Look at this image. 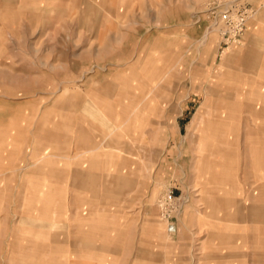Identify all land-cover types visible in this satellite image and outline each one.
<instances>
[{
    "label": "rangeland",
    "instance_id": "rangeland-1",
    "mask_svg": "<svg viewBox=\"0 0 264 264\" xmlns=\"http://www.w3.org/2000/svg\"><path fill=\"white\" fill-rule=\"evenodd\" d=\"M263 212L264 0H0V264H264Z\"/></svg>",
    "mask_w": 264,
    "mask_h": 264
},
{
    "label": "crops",
    "instance_id": "crops-1",
    "mask_svg": "<svg viewBox=\"0 0 264 264\" xmlns=\"http://www.w3.org/2000/svg\"><path fill=\"white\" fill-rule=\"evenodd\" d=\"M23 106V105H22ZM62 106V105H61ZM24 112H20V115H22ZM25 115H26V113H24ZM63 124L62 123H60V124H56V127H55V129H54V131H55V133H56V143H57V145H59L58 147H57V152L55 153V154H51V155H45L44 156V158L42 157L41 158V160L40 161H42V160H48V161H46L45 162V164L46 163H48L49 161H50V163L52 162V163H54V164H59L60 163V160L61 159H63V157H64V154H63V145H62V136L61 135H59V137H58V133H63ZM53 132V130H49L48 131V129H47V131H45V134H46V136H47V138L48 139H50L53 135L52 134H50V133H52ZM52 140H50V141H48V142H51ZM46 142H47V139H46ZM55 143V142H54ZM59 151V152H58ZM46 158V159H45ZM44 162V161H43ZM35 166H32V167H30L29 168V171H28V173H35V172H38V171H40V170H42V172H43V170H45V167H43V166H45V165H42L40 162H36L35 164H34ZM29 166H31V165H29ZM28 166V167H29ZM34 167V168H33ZM7 168H8V170H2L3 172H5V171H7V173L9 172H17V171H19V170H15V166L14 165H8L7 166ZM32 168V169H31ZM20 171H22V170H20ZM47 172H50V173H52V174H54L55 175V178H56V181H55V186H54V188H56V190H57V193H55L57 196H58V189H62V181H63V173H64V169L62 168V166H59V167H57V166H55V169L54 168H50L49 169V171L48 170H46ZM8 173V174H9ZM50 187V186H49ZM45 188H46V186H45ZM51 188V187H50ZM62 192V191H61ZM61 192H59V194H61ZM44 194H50V192L49 191H44ZM49 203V202H48ZM57 203H58V201H57ZM264 213V212H263ZM255 215L256 214H261V213H254ZM14 247V246H13ZM13 247H10V245H8L7 246V251L9 252H15V247L13 248ZM64 245H62L61 246V250H59L60 252L61 251H63L64 250ZM72 264H79V262H72Z\"/></svg>",
    "mask_w": 264,
    "mask_h": 264
},
{
    "label": "built area",
    "instance_id": "built-area-1",
    "mask_svg": "<svg viewBox=\"0 0 264 264\" xmlns=\"http://www.w3.org/2000/svg\"><path fill=\"white\" fill-rule=\"evenodd\" d=\"M169 200H170V201H173V196H169ZM169 230H170L171 232H174V231H175V226L171 224L170 227H169Z\"/></svg>",
    "mask_w": 264,
    "mask_h": 264
}]
</instances>
